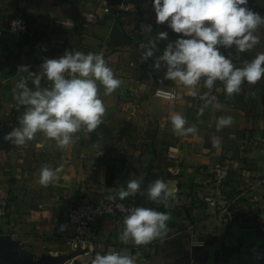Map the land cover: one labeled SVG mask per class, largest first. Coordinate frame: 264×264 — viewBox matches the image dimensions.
I'll return each mask as SVG.
<instances>
[{
  "label": "crops",
  "instance_id": "0c3cea01",
  "mask_svg": "<svg viewBox=\"0 0 264 264\" xmlns=\"http://www.w3.org/2000/svg\"><path fill=\"white\" fill-rule=\"evenodd\" d=\"M123 6L128 10L112 7L111 0H0V256L19 258L16 264H91L97 253L117 251L131 255L136 264H231L233 254L243 248L262 249L264 78L243 83L242 91L231 96L218 80L209 90L203 79L191 89L164 79V69L152 67L168 43L158 40L157 33L168 31L169 40L178 34L156 22L152 0H127ZM249 7L264 15V0H249ZM14 18L27 20L28 35L18 38L9 32ZM256 35L260 42L251 50L221 48L222 54L231 55L237 67L251 61L264 52V25ZM150 41L157 48L142 62L145 49L140 45L147 47ZM66 50L102 54L121 80L108 95L98 83L105 107L101 124L92 132L82 127L66 147L41 132L22 146L6 141L4 136L18 126L26 110L14 98L17 83L27 75L17 67L28 65L37 72L45 58H59ZM50 83L43 79L41 86ZM158 88H175L177 100L155 98ZM205 93L206 99H201ZM212 95L218 96V104L212 103ZM176 112L194 132L176 134L170 122ZM221 116H231L233 122L218 131ZM170 147L180 149L178 159L168 158ZM44 166L59 169L47 185L39 179ZM218 166L229 169L222 185L210 174ZM150 172L155 179L164 177L173 192L169 199L149 205L169 215L167 233L135 245L119 239L124 220L116 224L106 218L96 224V254L71 253L67 241L74 231L64 225L70 204L85 190L101 199H119L129 179L140 180L144 192L153 182L145 184ZM217 193L228 200L227 207L206 201ZM145 199L140 193L127 197L134 203ZM235 224L255 230L257 240L235 238L237 245L226 244ZM199 241L204 248H194ZM260 259L264 261V251Z\"/></svg>",
  "mask_w": 264,
  "mask_h": 264
},
{
  "label": "clouds",
  "instance_id": "9594fccd",
  "mask_svg": "<svg viewBox=\"0 0 264 264\" xmlns=\"http://www.w3.org/2000/svg\"><path fill=\"white\" fill-rule=\"evenodd\" d=\"M156 22L166 25L177 39L169 40V32L157 33V39L168 41L162 54L152 67L164 69V79L172 80L185 88H194L201 79L211 90L218 80L223 83L225 94L231 96L242 91V84H255L264 78V52L257 53L251 61L242 66L234 65L231 55L225 50L235 48V52H246L254 48L260 38L257 29L264 25V15L249 7V0H152ZM145 49L141 60L152 58L157 44H141ZM18 73H27L17 83L14 98L26 110L18 118V126L4 136L17 146L33 140L37 132L54 139L60 147L73 141V134L82 127L92 132L101 124L105 112L103 101L98 96V83L103 85L105 95L111 94L121 84L113 70L107 65L102 54L66 50L59 58H45L39 71L32 72L28 65H19ZM46 79L50 86L42 87ZM31 81L32 87L28 86ZM188 94L196 95L194 91ZM156 96L164 100L175 99L174 92L158 89ZM207 93L201 97L206 99ZM206 102L205 107H207ZM203 111V109L201 110ZM176 134L194 132L185 128L186 120L176 112L170 116ZM231 116L217 119V130L232 124ZM59 169L44 166L40 170V183L47 185L56 179ZM141 192V181L129 179L126 187L118 192L119 199L135 196ZM147 199L167 200L173 196L172 190L163 179L157 178L147 186ZM115 198V197H113ZM170 217L150 207H134L125 216L123 231L119 239L132 240L135 245H146L167 233ZM91 264H136L131 255L111 251L97 253Z\"/></svg>",
  "mask_w": 264,
  "mask_h": 264
},
{
  "label": "built area",
  "instance_id": "2783aa9c",
  "mask_svg": "<svg viewBox=\"0 0 264 264\" xmlns=\"http://www.w3.org/2000/svg\"><path fill=\"white\" fill-rule=\"evenodd\" d=\"M124 5V4H123ZM119 6L117 8L121 10H128L127 6ZM110 8H106V12H110ZM2 14L0 13V20ZM29 23L24 18H14L9 23V32L14 37H24L29 34ZM176 94L175 101L178 98V91L174 89L158 88ZM156 89L154 91V97L160 100H164L156 96ZM169 101V100H164ZM211 101L214 104H218L219 98L217 95L211 96ZM180 149L177 147H170L168 150V158L170 160H176L179 158ZM212 180L217 185H222L229 176V169L225 166H218L210 170ZM264 182V178L262 179ZM210 204L227 207L229 205L228 200L222 198L221 193H217L216 196L209 197L207 200ZM134 207L138 206L136 203L129 200L121 199H101L96 193L89 190L83 192L82 197L74 203H71L65 213L64 225L74 231V235L68 239L67 245L71 253H75L77 256L82 254L95 255L97 251V227L98 222L104 221L106 218L112 223H119L124 220L125 216ZM194 248H204V242H197L194 244ZM64 264H73V262H66Z\"/></svg>",
  "mask_w": 264,
  "mask_h": 264
},
{
  "label": "trees",
  "instance_id": "16d2710c",
  "mask_svg": "<svg viewBox=\"0 0 264 264\" xmlns=\"http://www.w3.org/2000/svg\"><path fill=\"white\" fill-rule=\"evenodd\" d=\"M154 179H155L154 176L150 172L145 180L146 182L145 184L154 181ZM123 200H127V198ZM250 237H253L254 239L257 240L255 230L249 229V228H242L239 224H235L233 226L232 236L230 238H227L225 240V243L226 244L230 243V245L235 246L237 245V243L234 240L235 238L236 239L238 238L247 239ZM259 241L264 243L262 240H259ZM217 246H220V244L216 245V247ZM261 251H264V247L262 249L243 248L241 254H233V256L231 257L230 263L233 264L237 260H241L244 264H264V261L260 259ZM210 261H211V256H210Z\"/></svg>",
  "mask_w": 264,
  "mask_h": 264
},
{
  "label": "water",
  "instance_id": "95a60500",
  "mask_svg": "<svg viewBox=\"0 0 264 264\" xmlns=\"http://www.w3.org/2000/svg\"><path fill=\"white\" fill-rule=\"evenodd\" d=\"M126 1H127V0H111V6L114 7V8H117V7H119V6H122L124 3H126ZM253 10L256 11L255 9H253ZM160 179L165 180L164 177H162V178H160ZM146 192H147V189H145L143 193L146 194ZM150 203H151L150 200L145 199L143 202H137L136 204H137L138 206H142V207H146V208H147V207H149Z\"/></svg>",
  "mask_w": 264,
  "mask_h": 264
},
{
  "label": "rangeland",
  "instance_id": "374dc122",
  "mask_svg": "<svg viewBox=\"0 0 264 264\" xmlns=\"http://www.w3.org/2000/svg\"><path fill=\"white\" fill-rule=\"evenodd\" d=\"M21 262L19 258H7L6 256H0V264H16V262ZM28 264V263H26Z\"/></svg>",
  "mask_w": 264,
  "mask_h": 264
}]
</instances>
